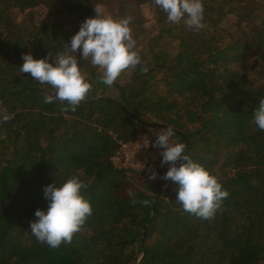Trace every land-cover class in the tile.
Masks as SVG:
<instances>
[{
    "label": "trees",
    "instance_id": "1",
    "mask_svg": "<svg viewBox=\"0 0 264 264\" xmlns=\"http://www.w3.org/2000/svg\"><path fill=\"white\" fill-rule=\"evenodd\" d=\"M130 1L0 0V116L12 117L0 123V264H264V131L253 122L264 99V0H202L199 31L161 13L153 31L133 35L141 64L111 87L78 50L92 89L74 112L45 103L54 90L20 73L22 54L62 52L95 5L123 18ZM167 127L228 191L214 218L183 210L162 159L144 171L114 165L119 140L146 132L153 146ZM72 176L88 185L93 212L53 249L30 222L47 210L44 187Z\"/></svg>",
    "mask_w": 264,
    "mask_h": 264
},
{
    "label": "clouds",
    "instance_id": "2",
    "mask_svg": "<svg viewBox=\"0 0 264 264\" xmlns=\"http://www.w3.org/2000/svg\"><path fill=\"white\" fill-rule=\"evenodd\" d=\"M154 3L167 14L170 23L179 24L183 20L189 29L196 31L205 27L202 0H154ZM94 11L96 15L85 19L70 44L63 46L62 52L55 56L49 52L41 59H35L31 53L21 57L24 63L19 67L20 73H29L40 85L50 86L54 91L49 94L45 89V103L67 102V108H62V111L69 108L76 111L92 89L89 73L79 65L75 55L78 50L81 60L102 70L100 82L109 87L124 71L141 64L130 27L132 17L114 18L106 14L100 5H95ZM141 71L146 73L148 68L142 67ZM11 118L5 109L0 123ZM253 122L264 131V99L259 101L254 111ZM174 136L171 127L163 128L153 143V146L163 149L160 153L161 166L170 164L161 179L179 185L176 201L184 211L201 219L214 218L229 193L222 188L215 175L185 153L186 145L174 140ZM156 177V172L152 171L149 178L155 180ZM87 187L77 176L59 186L54 182L44 187L47 210L37 209L34 213L36 219L30 222V230L38 242L53 249L59 248L62 243L72 242L74 234L82 230L93 212L90 201L82 194ZM128 195L135 204L134 193L129 190Z\"/></svg>",
    "mask_w": 264,
    "mask_h": 264
},
{
    "label": "rangeland",
    "instance_id": "3",
    "mask_svg": "<svg viewBox=\"0 0 264 264\" xmlns=\"http://www.w3.org/2000/svg\"><path fill=\"white\" fill-rule=\"evenodd\" d=\"M91 2V4L94 5V3L98 0H89ZM99 5V4H98ZM126 7L124 8V14L127 17H132L131 23H130V27L132 29V36L135 34V32L140 31L141 29H145L148 31H153L156 26H157V19L160 18V16L162 17L163 14H165L161 9L160 11L155 8V7H150L147 5H142L138 4L136 2H134L133 0L128 2L127 5H125ZM46 8V9H45ZM47 12V7H43L41 8V13L45 16ZM161 13H163L161 15ZM142 133L139 132L136 137L134 139H136L138 137V135ZM146 133V132H143ZM149 141H151V137L148 135V133H146ZM131 141V140H130ZM152 145V143H151ZM152 148L156 149L155 147L152 146ZM157 151L162 152L163 150L160 148L156 149ZM162 159V156L160 155L158 157V160L156 162H148L146 164H141V163H137L136 161H132L130 163L129 167H124L122 169L128 170V171H144L146 170L150 165L157 163L159 160Z\"/></svg>",
    "mask_w": 264,
    "mask_h": 264
},
{
    "label": "built area",
    "instance_id": "4",
    "mask_svg": "<svg viewBox=\"0 0 264 264\" xmlns=\"http://www.w3.org/2000/svg\"><path fill=\"white\" fill-rule=\"evenodd\" d=\"M160 153L152 148L147 134L142 132L136 139L131 141L119 140V145L112 157V161L116 167L124 168L129 167L132 161L141 164L156 162Z\"/></svg>",
    "mask_w": 264,
    "mask_h": 264
},
{
    "label": "water",
    "instance_id": "5",
    "mask_svg": "<svg viewBox=\"0 0 264 264\" xmlns=\"http://www.w3.org/2000/svg\"><path fill=\"white\" fill-rule=\"evenodd\" d=\"M92 100L88 101V103H90Z\"/></svg>",
    "mask_w": 264,
    "mask_h": 264
}]
</instances>
